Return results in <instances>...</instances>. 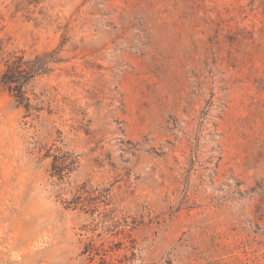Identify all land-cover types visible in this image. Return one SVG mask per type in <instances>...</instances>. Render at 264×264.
<instances>
[{"label":"rangeland","instance_id":"374dc122","mask_svg":"<svg viewBox=\"0 0 264 264\" xmlns=\"http://www.w3.org/2000/svg\"><path fill=\"white\" fill-rule=\"evenodd\" d=\"M0 264H264V0H0Z\"/></svg>","mask_w":264,"mask_h":264},{"label":"trees","instance_id":"16d2710c","mask_svg":"<svg viewBox=\"0 0 264 264\" xmlns=\"http://www.w3.org/2000/svg\"><path fill=\"white\" fill-rule=\"evenodd\" d=\"M61 49L46 52L33 59H26L25 56L15 54L7 62L6 70L2 74V85L16 98L24 99L23 88L35 77L44 75L50 70V64L58 63ZM60 159L57 158L56 161ZM59 162H55V165ZM55 171L59 177H63L64 169L55 166Z\"/></svg>","mask_w":264,"mask_h":264}]
</instances>
